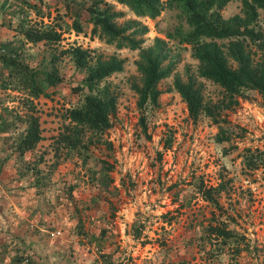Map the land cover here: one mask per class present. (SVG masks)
Listing matches in <instances>:
<instances>
[{"label": "rangeland", "instance_id": "374dc122", "mask_svg": "<svg viewBox=\"0 0 264 264\" xmlns=\"http://www.w3.org/2000/svg\"><path fill=\"white\" fill-rule=\"evenodd\" d=\"M5 1L0 6V42L14 40L11 46L17 48L13 53L21 65L38 67V74L53 65L60 80L45 88L47 94L32 97L25 88L3 87L5 74L0 75V115L14 122L8 130L13 144L7 148L16 145L23 126L19 118L27 112L39 116L43 135L24 154L39 170L22 184V175L15 169L12 187L35 186L39 179L37 186L43 188L45 199L38 204L47 214L43 218L34 212L31 224L23 227L13 202L19 192H11L16 193L11 194V212L5 217L0 211V264H264V160L258 159L256 167L244 160L247 147L264 156V99L252 88L229 95L217 82L198 75L199 60L192 54V43L173 35L177 26L188 28L181 3L173 1L150 17L136 15L117 0H105L122 12L115 17L117 24L132 23L129 30L142 28L134 35L137 47L130 48L92 34V24L84 18L81 31L72 28L75 14L85 16L80 5L86 0H42L38 4L43 16L28 5L38 0H0V5ZM240 10L241 0H230L220 12L229 17ZM41 19L61 32L58 41L24 39L22 28ZM255 26L264 33L262 13ZM244 43L247 50L256 51L252 42ZM72 44L89 49L94 58L123 59L122 70L95 84L99 89L107 86L116 96L111 126L99 133L86 130V146L80 149L67 148L58 140L68 124L66 108L78 104L86 91L80 88L85 71L61 51ZM145 52H160L168 73L158 82L157 102L140 109L132 84L141 82L138 61ZM57 53L59 58L51 61ZM228 63L236 66L231 57ZM177 75L196 79L217 121L205 112L196 119L189 116L173 86ZM11 82L20 83L16 75ZM142 115L145 130L139 121ZM222 129L227 138L217 141ZM199 180L219 187V205L201 195L196 188ZM51 219L56 223L50 225ZM60 223L68 226L67 233L56 235L52 251L21 231L23 227L31 234H50L49 230L61 228ZM209 224L225 225L237 236L224 241L208 232Z\"/></svg>", "mask_w": 264, "mask_h": 264}, {"label": "trees", "instance_id": "16d2710c", "mask_svg": "<svg viewBox=\"0 0 264 264\" xmlns=\"http://www.w3.org/2000/svg\"><path fill=\"white\" fill-rule=\"evenodd\" d=\"M41 1L28 3V5L36 13L43 16L45 14H43V10L38 4ZM117 1L128 5L136 15H148L150 17L158 15L166 5H170L173 1L181 3L188 28L182 29L177 26L173 35L177 36L180 41L192 43V54L199 60L198 75L217 82L229 95H235L243 92L246 88H252L256 89L264 99V33L255 26L260 13L264 18V0H241L240 12L229 17H223L220 10L230 0ZM5 3L6 1L0 6L3 7ZM80 6L85 16H81L82 12L73 16L71 26L76 32L82 30L81 20L84 18L85 21L92 24L91 33L99 38L114 42L119 47H137L139 41L134 35L142 28L129 30L132 23L117 24L115 17L122 12L115 10L109 2L105 0H86ZM47 15H49V12ZM22 29L24 39L33 43L56 42L61 37V32L51 22H43L42 19L39 20L38 24H29ZM216 39H227L228 41L218 43ZM245 40L252 42L256 51L247 50ZM14 43V40L0 42V75L5 74L6 76L2 80V86L25 88L32 97L47 94L45 88L48 85L57 84L60 80L56 68L54 69V66L51 65L53 71L42 68L41 73L38 74V67L31 68L21 65L18 62L17 54L13 53L17 49L15 46H11ZM61 51L67 53L73 59L76 67L85 71L80 88H86V91L82 92V99L78 104L66 108L64 116L68 119V124L59 133L58 140L67 148L80 149L86 146L84 139L86 130L99 133L111 126V117L116 110V96L109 92L107 86L99 89L95 84L112 72L122 70L123 59L115 55L109 58H101L100 56L94 58L89 49L74 44ZM257 51L260 54L255 58L253 53H257ZM141 57L142 59L138 61L141 82L140 84L133 82L132 87L138 93L137 105L140 109H144L149 104L157 102L160 94L158 82L167 75L168 68L162 65L160 52L155 54L145 52ZM228 57L236 62V66H231L228 63ZM58 58L59 53L52 54L51 61L54 62ZM93 59L95 60L93 61ZM12 75H16L20 83L11 82ZM173 86L185 101L189 116L196 119L201 112H205L217 121L212 107L206 105L203 101L201 85L192 75H188L185 79L178 75L175 76ZM30 102L32 101L30 100ZM5 120L7 119L0 115V141L5 144V149H7L5 150L7 155L3 156L1 164L8 157H14L13 164L20 175L27 176L37 172L39 169L36 162L34 160L26 161L24 154L33 149L37 142L43 138L39 116L33 112H27L24 117L19 118L23 126L21 133L17 136L16 145L11 150L7 148L13 144L10 143L13 139L9 138L8 130L14 122ZM139 121L145 130V116H140ZM226 138L223 129L217 132V141ZM251 150L249 147L246 148L244 160L249 167H256L257 160H264V156H262V152L254 153ZM19 161L25 164L21 166ZM20 175L18 176L20 177ZM39 184L40 180H35L34 185ZM196 188L205 199L211 201L214 205H219L216 195L219 190L218 186H207L202 180H199L196 183ZM53 223H56L55 219ZM207 227L209 233L211 231L224 241L234 240L237 236L225 225L209 224ZM56 229L60 230L61 228ZM104 231L105 228H101V232L104 233Z\"/></svg>", "mask_w": 264, "mask_h": 264}, {"label": "crops", "instance_id": "0c3cea01", "mask_svg": "<svg viewBox=\"0 0 264 264\" xmlns=\"http://www.w3.org/2000/svg\"><path fill=\"white\" fill-rule=\"evenodd\" d=\"M5 149L4 146L1 144V141H0V196L3 197L4 199V202H2L3 204L0 205V211L2 213H5V217L8 216L9 212H11V207H10V203H11V194L12 195H16V193H11L12 191H18L19 193L16 195L17 198H16V201H13L15 202L14 205H15V208L17 210H19L20 212V219H21V224L23 227H26V224H28L30 222L31 224V220L32 218H30V216L33 215V213L35 212V214L38 213V217H46L47 214L46 213H43L42 214V207H41V204H38V202H42L45 197H43V195L45 194V192H43V188L41 186H26V185H22L20 186L18 189H15L13 186V182H14V179H12L15 175V166L13 164L14 162V157H8V159L5 161V163L2 165L1 164V160L3 158V156L7 155L5 154ZM29 177V175L27 176H22L21 177V180H20V183L22 184H26L29 182L26 181V179ZM33 193V196H29V194ZM44 198V199H42ZM42 200V201H40ZM3 201V200H2ZM32 204H35V207L32 206ZM36 208V209H35ZM19 220V219H18ZM17 220V221H18ZM56 220V219H55ZM51 223L50 225L53 224V219H51ZM19 227V226H18ZM21 229V231H23V234L24 236H27L29 238H32V237H35L37 240H38V245H41L42 248H45L47 250H51L52 249L54 250L55 247H56V244H55V240H57V237H56V234L53 233L54 230H49L50 231V234L48 233H44V232H38V233H33L31 234L30 232H27L25 231L24 229ZM59 227H61L59 233L57 234L58 236L62 234V236H64L67 232V229H68V226L64 225L63 223H60L59 224ZM41 229H44L43 228V225H41L40 227ZM54 235V236H53ZM39 241H42L41 243H39ZM64 242V245H63V248H65V243L66 241L63 240ZM59 243V242H57ZM31 245V244H30ZM30 245H28V247H31ZM61 246V245H60ZM58 244H57V247H60ZM32 248V247H31ZM200 254H201V251H200ZM144 264H152L150 262H146ZM199 264H200V261H199Z\"/></svg>", "mask_w": 264, "mask_h": 264}, {"label": "built area", "instance_id": "2783aa9c", "mask_svg": "<svg viewBox=\"0 0 264 264\" xmlns=\"http://www.w3.org/2000/svg\"><path fill=\"white\" fill-rule=\"evenodd\" d=\"M59 231H58V229H56V230L53 231V233H55L57 235L59 233Z\"/></svg>", "mask_w": 264, "mask_h": 264}]
</instances>
